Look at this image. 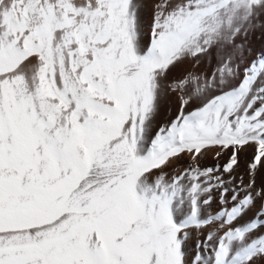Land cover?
Returning <instances> with one entry per match:
<instances>
[{"label": "snow or ice", "instance_id": "6c2138e0", "mask_svg": "<svg viewBox=\"0 0 264 264\" xmlns=\"http://www.w3.org/2000/svg\"><path fill=\"white\" fill-rule=\"evenodd\" d=\"M147 6L0 0V264H264V204L232 227L264 202V59L232 82L264 0H155L150 46ZM214 45L228 48L216 73L150 136L168 92L193 81L166 83L170 70ZM213 148L226 162L201 169ZM242 164L248 182L225 187ZM214 190L234 203L202 218ZM217 221L212 255L187 260L189 230Z\"/></svg>", "mask_w": 264, "mask_h": 264}, {"label": "bare ground", "instance_id": "6f19581e", "mask_svg": "<svg viewBox=\"0 0 264 264\" xmlns=\"http://www.w3.org/2000/svg\"><path fill=\"white\" fill-rule=\"evenodd\" d=\"M147 7L144 8L142 13V40L144 44L150 46L151 43V31L150 25L153 19V4L155 0H146ZM256 28L253 32H250L245 40V51L243 55L239 58H233L232 64L237 69V75L233 78L232 82L236 83L239 81L240 77L243 75L246 68H248L253 62H259L264 59V13L259 15V18L255 20ZM218 50L222 52L228 51L227 46L218 49L217 46H212L208 53L202 54L197 59H189L187 62L174 67L170 70L167 82H177L182 83L183 79L189 77L193 78V81L188 83L183 89H177L176 91H170L165 96L164 102L161 107L160 114L156 118V123L152 125L149 135L158 131V127L167 124L170 120H173L180 110V104L178 96L183 93L191 92L196 86L195 78L200 77L199 83L202 86L204 79L209 77L211 74L216 73L217 68L221 65V58L218 56ZM217 150L215 148L206 150L202 153V158L197 157L198 166L201 169L212 168L216 165H223L226 160L228 153L224 152L221 155H216ZM254 152L253 148H248L246 151L240 153V159L243 164H246L248 160L252 157ZM264 160V158H262ZM192 163L191 159L187 155H183L174 164L170 165L169 176H175L182 173L187 166ZM240 167L239 171L236 172V178L232 179L225 187L231 188L236 186L239 188V177L242 175L245 184L248 182L249 175L245 170V167ZM225 179H227L228 174L223 173ZM256 184L258 187H264V171H259L256 174ZM232 191H229L225 196L226 203L222 204L220 202L221 193L214 190L211 194V200L208 205H202V218L215 217L224 208H230L233 205V201L230 199ZM239 196L243 197L244 192L240 191ZM264 202L257 199L255 206L250 208L241 217L234 221L232 227H243L249 222L257 219V210L261 207ZM218 221L210 223L203 226L200 229H190L189 237L185 241L184 250L186 259L191 261L197 255L202 253L203 256L210 257L212 255L211 248L208 245L214 243L213 241H206V236L212 233L214 236L222 234L223 230L217 232ZM254 235L264 237V230L257 229ZM204 243L205 247H201V243Z\"/></svg>", "mask_w": 264, "mask_h": 264}]
</instances>
